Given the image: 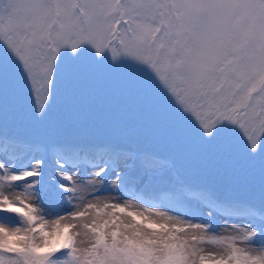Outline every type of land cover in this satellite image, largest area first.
<instances>
[{"label":"snow or ice","instance_id":"1","mask_svg":"<svg viewBox=\"0 0 264 264\" xmlns=\"http://www.w3.org/2000/svg\"><path fill=\"white\" fill-rule=\"evenodd\" d=\"M0 264H264V0H0Z\"/></svg>","mask_w":264,"mask_h":264}]
</instances>
